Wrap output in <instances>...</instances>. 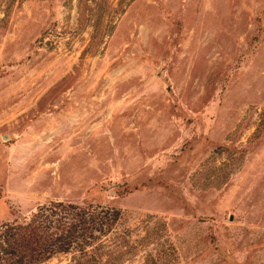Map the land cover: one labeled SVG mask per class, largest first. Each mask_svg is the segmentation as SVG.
I'll list each match as a JSON object with an SVG mask.
<instances>
[{
	"label": "rangeland",
	"instance_id": "1",
	"mask_svg": "<svg viewBox=\"0 0 264 264\" xmlns=\"http://www.w3.org/2000/svg\"><path fill=\"white\" fill-rule=\"evenodd\" d=\"M49 200L120 209L105 264H264V0H0V222Z\"/></svg>",
	"mask_w": 264,
	"mask_h": 264
},
{
	"label": "trees",
	"instance_id": "2",
	"mask_svg": "<svg viewBox=\"0 0 264 264\" xmlns=\"http://www.w3.org/2000/svg\"><path fill=\"white\" fill-rule=\"evenodd\" d=\"M118 207L49 200L28 216L0 222V264H39L74 251L76 264H105L102 237L114 231Z\"/></svg>",
	"mask_w": 264,
	"mask_h": 264
},
{
	"label": "water",
	"instance_id": "3",
	"mask_svg": "<svg viewBox=\"0 0 264 264\" xmlns=\"http://www.w3.org/2000/svg\"><path fill=\"white\" fill-rule=\"evenodd\" d=\"M232 216L230 215V218H231Z\"/></svg>",
	"mask_w": 264,
	"mask_h": 264
}]
</instances>
